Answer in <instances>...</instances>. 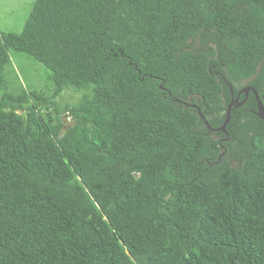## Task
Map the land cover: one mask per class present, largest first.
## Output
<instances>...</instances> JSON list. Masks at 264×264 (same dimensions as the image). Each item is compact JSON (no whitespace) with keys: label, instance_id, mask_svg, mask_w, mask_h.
<instances>
[{"label":"trees","instance_id":"obj_1","mask_svg":"<svg viewBox=\"0 0 264 264\" xmlns=\"http://www.w3.org/2000/svg\"><path fill=\"white\" fill-rule=\"evenodd\" d=\"M10 51L53 88H9ZM248 85L264 105V0H34L0 31V264H264L252 92L228 134L177 101L216 128Z\"/></svg>","mask_w":264,"mask_h":264},{"label":"rangeland","instance_id":"obj_2","mask_svg":"<svg viewBox=\"0 0 264 264\" xmlns=\"http://www.w3.org/2000/svg\"><path fill=\"white\" fill-rule=\"evenodd\" d=\"M34 0H0V31L19 32L26 20L27 14ZM10 63L6 68V76L10 80V87H23L30 90H47L53 88L52 81L48 78V69L40 62L21 52L10 51ZM51 92V91H49ZM78 94L70 90L62 92L57 104L62 106L68 102L75 103ZM67 124L68 118L63 117ZM237 147L232 142V150L226 155V159L232 165L239 163L240 154L236 153Z\"/></svg>","mask_w":264,"mask_h":264},{"label":"water","instance_id":"obj_3","mask_svg":"<svg viewBox=\"0 0 264 264\" xmlns=\"http://www.w3.org/2000/svg\"><path fill=\"white\" fill-rule=\"evenodd\" d=\"M230 88H231V86H230ZM244 91L246 92V94H248V91H251L252 92V94H253V96L255 98V101H256L255 114L264 121V105H263L262 101L259 98V95H258L257 90L254 87L248 85V86H245L244 87ZM177 101L182 102V103H184V104H186L188 106H191V107L196 108L197 111H198L199 116L204 121V123L207 125V127L209 128V130H211V131H222L223 133L228 134V132L226 130V125H227V123L230 120V110H231V107H232V105H234L232 102L229 103L228 106H227L226 115H225V118H224L223 122L218 127L213 128V127H211L208 124L206 118L202 115L200 109L195 104H191L189 102L182 101V100H178V99H177Z\"/></svg>","mask_w":264,"mask_h":264},{"label":"flooded vegetation","instance_id":"obj_4","mask_svg":"<svg viewBox=\"0 0 264 264\" xmlns=\"http://www.w3.org/2000/svg\"><path fill=\"white\" fill-rule=\"evenodd\" d=\"M244 87L245 86H241L237 88L235 94L233 93V91L231 93L230 103L232 102L235 107L242 106V104L245 102L246 98L248 97V94L251 92V91H248V94H246V92L244 91Z\"/></svg>","mask_w":264,"mask_h":264}]
</instances>
